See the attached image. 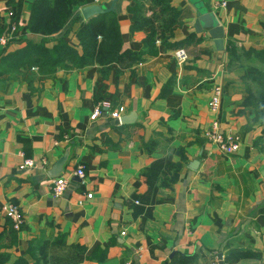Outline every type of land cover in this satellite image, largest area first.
<instances>
[{"label": "crops", "instance_id": "obj_1", "mask_svg": "<svg viewBox=\"0 0 264 264\" xmlns=\"http://www.w3.org/2000/svg\"><path fill=\"white\" fill-rule=\"evenodd\" d=\"M110 1L73 7L45 45L63 36L77 46L74 31L86 19L79 6ZM140 1L144 16L156 14L158 6ZM201 1L222 26L223 49L205 29L194 30L190 0H168L178 15L167 41L185 39L178 45L183 62L173 55L177 47L154 38L151 52L128 65L111 63L105 74L97 63L42 73L34 64L2 63L24 39L38 42L39 33L0 45V206L12 200L23 216L20 229L2 236L10 260H30L29 239L60 233L76 257L67 264H264V122L252 121V107L242 104L243 69L228 67L225 51L229 44L264 49V0ZM30 2L22 1L19 27ZM131 3L115 0L110 10L121 49L136 51L148 26L130 28ZM9 15L0 0L4 29ZM213 83L221 86L215 114L207 107ZM101 98L118 118L103 110L89 117ZM213 117L235 137V152L201 136ZM64 152L58 176L66 184L53 195L49 172ZM23 156L43 157L45 166L19 169ZM78 164L82 176L74 173ZM4 218L0 210V227Z\"/></svg>", "mask_w": 264, "mask_h": 264}, {"label": "trees", "instance_id": "obj_2", "mask_svg": "<svg viewBox=\"0 0 264 264\" xmlns=\"http://www.w3.org/2000/svg\"><path fill=\"white\" fill-rule=\"evenodd\" d=\"M22 1L6 0L7 10L10 13L8 24L13 22L22 33H39L40 38L38 42L24 39L25 43L20 48L8 52L2 58L4 65L10 62L34 64L38 71L43 73L53 70L56 65L64 68H81L97 63L101 73L105 74L111 63L128 65L141 59L144 53L151 52L154 38H158L164 46L170 47H178L185 40L167 41L178 15V11L169 5L168 0H150L151 5L158 6V11L148 17L143 15L141 1L132 0L127 6L131 14L130 28L148 26L140 50L121 49L118 24L111 10L95 13L79 22L74 31L77 46L68 44L63 36H57L51 46H46L45 42L64 25L73 7L84 3L85 0H31L27 19L19 27L17 23ZM154 21L160 22L155 24ZM1 22L0 17V32L4 30L5 24ZM19 39H23L22 34ZM225 51L228 58L226 65L228 67L237 65L243 69L240 76L245 92L242 104L252 107V121L264 122V49L238 48L229 44L225 46ZM258 211L263 215L264 205L260 206ZM6 229L11 234L18 230L11 226L8 217L4 218L0 227V264H67L76 258L69 248L63 246V235L58 233L49 239H29L25 252L30 260L22 254L10 260L9 252L1 242ZM76 250L80 252L81 247Z\"/></svg>", "mask_w": 264, "mask_h": 264}, {"label": "built area", "instance_id": "obj_3", "mask_svg": "<svg viewBox=\"0 0 264 264\" xmlns=\"http://www.w3.org/2000/svg\"><path fill=\"white\" fill-rule=\"evenodd\" d=\"M97 1V0H93ZM219 4H223L224 0H218ZM21 30L16 28L13 22L9 23L4 30L0 32V45H5L14 38L20 37ZM173 55L177 62H183L186 58V53L182 47H177L173 51ZM221 97V86L219 83H213L210 86L209 96L207 99L208 110L212 113H216L219 107ZM106 111L111 117L118 118V112L111 108V103L107 98H101L94 103V106L89 114L90 118L95 117L100 111ZM201 136L205 141L214 143L217 148L223 153L230 154L236 151L238 143L235 137L229 130H222L216 117H213L208 125L202 130ZM40 165L45 166V159L40 157L39 159H32L30 156H23L18 164L19 169H27ZM74 173L78 176L83 175L82 166L78 164L74 169ZM66 179L62 176H55L50 179V191L53 195L60 194L64 189ZM85 195L89 197L90 192H86ZM0 210L4 217H8L11 221V226L14 229H18L23 223V216L18 204L12 200H6L0 206ZM124 231L121 230L122 234ZM124 264H129L125 261ZM209 264H217L215 260H212ZM224 264V263H222Z\"/></svg>", "mask_w": 264, "mask_h": 264}, {"label": "water", "instance_id": "obj_4", "mask_svg": "<svg viewBox=\"0 0 264 264\" xmlns=\"http://www.w3.org/2000/svg\"><path fill=\"white\" fill-rule=\"evenodd\" d=\"M111 0L108 6H103L99 3H87L79 6V12L83 18H87L92 14L108 11L112 8L113 2ZM195 7V18L193 27L195 31L206 30L209 37L212 38L214 47L218 50L223 49L222 26L218 23L213 11L206 8L201 0H190ZM67 159V153L64 152L57 157L51 167L49 175L53 177L58 176L62 170V164ZM196 162V160H195ZM192 165V164H191Z\"/></svg>", "mask_w": 264, "mask_h": 264}]
</instances>
